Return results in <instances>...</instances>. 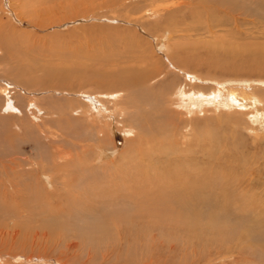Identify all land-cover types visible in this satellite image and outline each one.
Listing matches in <instances>:
<instances>
[{"label":"rangeland","instance_id":"rangeland-1","mask_svg":"<svg viewBox=\"0 0 264 264\" xmlns=\"http://www.w3.org/2000/svg\"><path fill=\"white\" fill-rule=\"evenodd\" d=\"M0 87V264H264V0H0Z\"/></svg>","mask_w":264,"mask_h":264},{"label":"bare ground","instance_id":"bare-ground-1","mask_svg":"<svg viewBox=\"0 0 264 264\" xmlns=\"http://www.w3.org/2000/svg\"><path fill=\"white\" fill-rule=\"evenodd\" d=\"M9 82V81H8ZM3 87V86H2ZM0 90H2V91H4L5 92V90H4V88H1L0 87ZM190 92V91H189ZM189 92H186V93H184L183 94V96L184 97H186V96H188V93ZM220 93L219 94H217V93H214L213 94V98L215 99L214 101H220V99H221V97H222V92L221 91H219ZM198 93H201V92H198ZM84 95V94H83ZM102 96H106L104 99H107V100H112V98H113V96L115 95L114 93H112V94H110V93H107V94H101ZM196 95V98L197 99H200V100H202V102L203 103H212V101H211V99L209 98V96L206 94V93H204L203 95L205 96V97H207V98H205L204 97V99H202V97L200 96V95H197V94H195ZM228 95H230L229 97L231 98V100L232 101H236L237 99L235 98V96H234V93L233 92H229V94ZM2 97V96H1ZM87 97V96H86ZM138 97V96H137ZM189 97V96H188ZM90 104H88V106H86L85 105V107L87 108V110L89 111V112H91V113H95L98 117H100V118H105V116H104V114H103V109H102V106L104 105V101L103 100H100V99H98L97 97H95L94 99L93 98H91L90 97ZM35 101V100H34ZM31 104V103H30ZM29 104V105H30ZM32 104H34L35 105V107H36V109L39 111V112H41V111H46V109H42L37 103H32ZM20 105H23V103L21 102L20 103ZM19 104L17 105L15 102H14V105H13V107H11L10 106V108H8V110L9 111H11V112H13V111H20V113L23 115V116H25V112H24V109L26 110V108H22L21 106H20ZM51 109V108H50ZM59 109H61V107L60 106H58V111H55V110H57V109H53V111H55L54 113L55 114H59ZM45 114L47 115V111L45 112ZM143 114V113H142ZM14 116H16V115H14ZM146 116V115H145ZM151 117V116H150ZM149 117V118H150ZM26 120V119H25ZM27 125V124H26ZM34 125V124H33ZM158 126V125H157ZM157 128H159V127H157ZM161 129V128H160ZM62 170V169H61ZM169 181V180H168ZM178 181V180H177ZM161 182V181H160ZM168 183V182H167ZM170 183V182H169ZM176 183V182H175ZM179 186H181V185H179ZM179 188V187H178ZM167 189V188H166ZM169 189V188H168ZM172 189V188H171ZM170 189V190H171ZM174 190V189H173ZM175 192V191H174ZM176 196V195H175ZM173 197V196H172Z\"/></svg>","mask_w":264,"mask_h":264}]
</instances>
